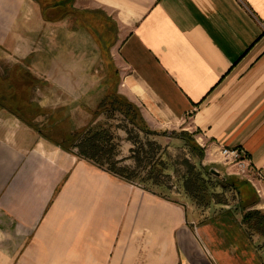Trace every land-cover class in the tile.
<instances>
[{"label":"crops","instance_id":"1","mask_svg":"<svg viewBox=\"0 0 264 264\" xmlns=\"http://www.w3.org/2000/svg\"><path fill=\"white\" fill-rule=\"evenodd\" d=\"M24 1L87 37L103 94L135 105L148 127L182 123L201 147L242 149L250 175L239 176L258 197L246 210L264 211V0H73L56 22ZM22 14L20 0H0V32ZM8 25L0 49L20 52ZM29 58L15 63L28 69ZM236 210L202 215L120 181L0 107V239L11 240L0 264H264V237Z\"/></svg>","mask_w":264,"mask_h":264},{"label":"trees","instance_id":"2","mask_svg":"<svg viewBox=\"0 0 264 264\" xmlns=\"http://www.w3.org/2000/svg\"><path fill=\"white\" fill-rule=\"evenodd\" d=\"M34 1L45 21L56 22L69 17L73 0ZM36 83L37 80L25 68L19 65L9 68L5 76L0 74V107L63 151L75 153L80 159L90 162L112 177L137 185L162 198H168L166 195L175 186L196 208L207 209L228 205L221 200V196L228 191L232 192L238 197L235 209H239L242 214L245 231L264 237V211L246 210L258 200L255 191L246 180L235 176H220L211 167L203 165V149L191 133L182 132L178 137L187 148L188 156L170 154L158 142L148 139V136H165L166 133L150 130L135 105L107 88L93 111L91 123L79 130H60V136L54 138L48 136L47 130L44 132L38 129L33 121L38 114L47 113V109L35 107L30 96L23 95L26 89L31 92ZM29 111L36 112L28 117ZM100 115H105L109 120L119 117L123 124L107 123V120L95 121ZM48 120L49 126L59 124L52 115ZM116 129H123L127 135L133 133L127 138L132 147L129 156L125 158L131 161V165L123 164L124 159L118 158L119 139L115 134ZM139 133L143 136L140 137ZM221 213H232V210L229 207Z\"/></svg>","mask_w":264,"mask_h":264},{"label":"rangeland","instance_id":"3","mask_svg":"<svg viewBox=\"0 0 264 264\" xmlns=\"http://www.w3.org/2000/svg\"><path fill=\"white\" fill-rule=\"evenodd\" d=\"M20 2L21 9H23L21 19L12 23L14 25L13 28L11 27L12 25L9 26L10 23L7 25L8 28H12L13 36L18 42L26 43V47L20 52L14 50L6 53L3 48L0 49V74L5 76L11 66H17L18 63H15L17 60H21L29 53V61H25L28 64L26 71L37 80V83L31 92H29L30 89H26V93L23 95L26 97L30 96V101L35 107L47 109V113L38 114L33 120L37 124V128L42 129L44 132L47 130L48 136L54 138L60 136V130H79L93 121V111L103 96L104 88H101V80L104 76L103 62L98 56L96 48L87 40L85 35L71 34L68 30V22L47 24L31 14L29 8L25 6L26 2L24 0H20ZM6 26H3V30L0 32L1 38L8 30ZM18 33L24 36L23 40L20 39ZM109 83L110 86L113 85L112 81ZM19 91L21 92V90ZM59 108H63V110H58ZM6 112L10 114L8 111ZM35 112L29 111L27 116L30 117ZM50 115L54 116L57 119L56 122L59 123L55 127L49 126L50 122L48 119ZM105 117V115H100L95 121L107 120V123L123 124L119 117H115L113 120ZM64 119L66 120L65 122H63ZM149 129L165 132L166 135H151L148 136V139L155 140L174 156H182L183 154L188 156L187 148L178 138L182 132H188L182 123L164 124L157 121L150 123ZM115 134L119 139L118 158L124 159L123 164L131 165V161L125 158L129 156V150L132 147L131 142L127 138L131 137L133 133L127 135L123 129H116ZM191 135L197 143L195 133H191ZM142 136L143 134L141 133L140 137ZM47 142L49 141L47 140ZM56 147L60 148L59 146ZM201 148L203 149L204 147ZM202 164L211 167L214 172H217L214 168L223 165L222 163L211 161L205 153ZM230 176L243 179L239 175ZM166 196L180 203L191 204L182 191L175 186L171 188L169 195ZM221 200L227 202L228 205L197 209L202 215L219 214L222 210L229 208V206L236 205L238 197L228 191L222 194ZM187 210L189 215L195 212L190 205ZM232 210L237 214L236 209ZM7 241L11 242L10 239L1 238L0 247H5ZM13 242L17 244L21 240L13 239Z\"/></svg>","mask_w":264,"mask_h":264},{"label":"built area","instance_id":"4","mask_svg":"<svg viewBox=\"0 0 264 264\" xmlns=\"http://www.w3.org/2000/svg\"><path fill=\"white\" fill-rule=\"evenodd\" d=\"M205 154L213 162L222 163L225 166H233L236 173L243 177L250 175L249 164L245 152L238 148H229L222 145L203 146Z\"/></svg>","mask_w":264,"mask_h":264}]
</instances>
